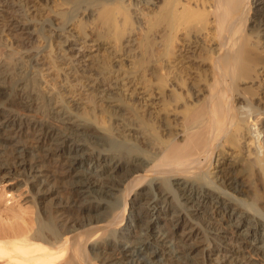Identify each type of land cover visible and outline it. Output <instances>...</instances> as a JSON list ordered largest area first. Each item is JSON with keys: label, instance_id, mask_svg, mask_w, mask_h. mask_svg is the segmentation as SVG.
I'll return each mask as SVG.
<instances>
[{"label": "bare ground", "instance_id": "1", "mask_svg": "<svg viewBox=\"0 0 264 264\" xmlns=\"http://www.w3.org/2000/svg\"><path fill=\"white\" fill-rule=\"evenodd\" d=\"M59 2L57 26L49 21L40 27L47 47L51 43L45 29L74 26L79 35L88 34L98 50L105 47L89 66L99 83L115 76L114 84L122 80L134 90L157 89L161 108L155 115L118 95V114L128 112L148 133L145 141L133 134L122 140L116 131L131 129H116L111 117L100 122L91 107L74 116L54 107L57 118L39 119L28 112L38 94L26 95L27 100L17 95L19 101H10L0 82V175L21 177L38 195L43 214V219L31 217L33 223L22 221L24 225L0 222V258L16 264H93L99 257L103 264H264V206L251 207L253 201L240 197L252 199L239 175L250 170L255 182L264 184V144L257 128L264 127V82L255 85V92L247 89L251 85L241 86L262 78L264 0ZM6 15L10 34L27 43L30 27ZM192 39L200 47L192 55L199 64L178 66L191 57L178 54L179 44ZM35 51L26 50L32 67L41 53ZM122 54L132 59L130 66L122 59L114 64L113 58ZM192 67L200 77L190 84L183 73ZM121 73L125 76L119 78ZM202 82L205 93L195 97L193 88ZM259 91L263 103L255 99ZM236 94L242 99L239 106ZM187 95L194 96L192 102L185 101ZM171 110L179 115L175 124L169 118ZM247 136L256 145L253 158L246 159L245 169L233 164L221 168L222 182H214V155L226 145L242 151ZM50 204L61 207L57 218ZM128 207L125 226L116 228ZM197 229L206 242L198 241ZM229 234L235 238L233 246L222 240ZM207 249L220 252L215 263L206 259ZM243 251L258 256L259 263L249 261Z\"/></svg>", "mask_w": 264, "mask_h": 264}, {"label": "rangeland", "instance_id": "2", "mask_svg": "<svg viewBox=\"0 0 264 264\" xmlns=\"http://www.w3.org/2000/svg\"><path fill=\"white\" fill-rule=\"evenodd\" d=\"M59 1L60 0H0V82L4 87H6L7 92L9 91L8 92L9 100L19 101V99L21 98L18 97L17 95H20L21 97H25L26 95L31 96L32 93H36V95L38 94L37 97L38 102L36 99L35 103L31 104L33 106L30 105L32 108L30 107V110L28 112H30L35 117L44 120L51 119L52 117L57 118L53 114L54 107L63 109V112L65 113L67 111V115L72 113L73 116L76 115L78 112L79 113L82 112L81 110L84 111L85 109H90L91 107V111L96 110L95 111L96 115L97 116L99 115L101 117V118L98 117L99 119H101L100 122L102 121V118L104 119L106 118L105 120H108L111 117L112 124L116 129L117 128H119V130H124V129L127 130V128L131 129V131L129 130L125 131L126 136H125V132L122 133L116 131L117 136H121L122 140L128 136L129 138H131L134 135L135 138L137 137L139 140L145 141V139L148 138V133H144L138 127L139 126L138 121L134 117L127 115L129 113L124 110H123L124 112L121 110L120 114H118L117 111L122 106L121 101L118 100V98L120 97L118 95H123L124 98L127 97L126 98L127 100L132 98L133 102L135 101L136 105L140 104L141 106H143L142 110L146 109L147 112L153 111L155 115H157L159 108H161L158 102L160 98L159 97L160 95H157L158 90L151 89L149 91H146L147 89H144L143 87H137V89L134 90L133 86L129 87L127 85H122L123 84L122 80L120 83H118L119 85L114 84L113 82L115 76L109 82L99 83L97 80L98 78H95L96 74H93V71L90 70L89 66L93 55H96L99 52L103 53L105 47H101L100 50H98V46L94 43V41L90 38L88 34L79 35L77 29H75L74 26L70 24L67 26L65 30H58V29L54 30L52 29V27L50 29L48 28L45 29V34L48 36L51 43V47H47L46 42L41 37L42 34L40 35L39 33L40 27L43 22H49V21H51L54 24L53 25L54 27L57 26L58 24L57 22H59L58 11L61 10V7H59V3H60ZM4 15L11 17L12 20L18 22L19 24H25L30 27V29L32 30L31 31L32 34L29 35L28 38H25V41L27 43L24 44L21 41L19 42L16 41V37L14 38V36L10 34L11 31L7 29V27L5 26L6 21L4 20ZM138 17H142V16L138 15ZM262 33L263 34L261 36L263 40L264 31H262ZM13 40L15 41L13 42ZM193 40L194 39H192V41L190 42L185 43V46H183L182 43L179 44L178 48L182 50H179L178 54L184 52L183 54L187 53L185 55L186 56L191 55V57L187 58L184 64L182 62L177 63L178 66L180 65L188 66L189 63L192 66L196 67V64L197 63L199 64V61L192 57L195 50L196 52L200 51L199 45L197 43H194ZM19 43L20 45H16ZM106 45L107 44H104V46ZM27 49H32V51L41 50V53L37 57L38 63L35 67L31 66L34 63H32V60L30 61V57L27 55L26 52ZM260 49L261 50L264 49V40L263 42L260 43ZM263 52L262 55L264 56ZM35 54L36 53H33V55ZM119 59H122L123 64L126 65L127 67L131 65L132 59L127 55L125 56V54H122L118 57L115 56L113 58V62L115 65H118L117 63L119 62ZM53 64L55 66H53ZM195 67H192L190 69L188 68V70L183 73L184 76L187 77L188 80H190V84H192L194 80L198 81L200 77L198 75L199 71ZM205 67L208 68V65H206ZM201 71H203V68L201 69ZM260 72H261L260 77H262L261 80L263 79L262 81L259 79L260 81L259 80L258 82L255 81L253 82L254 84L245 82L241 86L246 87L247 85L248 87L251 85L252 87L250 88L248 87L247 89L250 92L252 88H253L252 92L257 91L255 89V85L258 86L259 82L260 83L264 82V65L260 69ZM124 76L125 74L121 73L119 78H122ZM98 77H100V75ZM21 80L25 81L23 85L19 84V81ZM199 84H201L202 86ZM199 84L198 86H194L193 91L195 90L194 96L200 98L203 96L206 89L202 90L204 89L203 82ZM20 85L22 86V88L23 87L24 88L20 89L19 88ZM170 88L171 87H168L167 89L168 93L171 92L170 90L172 88L171 89ZM261 92H263L264 94V88L263 91L261 90ZM257 94L255 95L258 97L255 96V99H257L259 103L260 102L263 103L261 99V95L263 94L260 95V91ZM236 95L238 96V94ZM28 96L22 99L27 100ZM187 96L185 101L188 99L187 102L189 101L192 102L191 100H193L194 96L193 97L192 96L187 97ZM16 97L17 99H15ZM239 99H240L239 96L236 97V103L238 106L240 105V103H242L241 101L242 99L241 100ZM105 108L110 112L105 113L106 110ZM173 111L174 110H171L169 118H171V121H173L174 123L175 120L178 121L177 117L179 115H177L176 114L177 112L175 113V111L173 113ZM162 116H164L163 113L161 115L160 120H162ZM125 119H127L128 121ZM178 128L176 126L175 131L178 132L177 134H180L181 128L179 126ZM257 128L259 129V130L257 129L258 132L260 131L258 135L261 137L262 142L264 144V127H262V125L261 126L258 125ZM128 133L131 136L127 135ZM163 133H166V130H163ZM123 134L124 136H122ZM23 138L26 139L28 142L27 137H23ZM250 140L251 138L249 136L243 139L242 151L240 149L238 150L240 146L233 147L226 145V147L222 150V152H218L214 155L213 165L211 166V176L214 182H216L217 184H221L222 182L221 168L228 166V164H233V167L235 168L238 167L245 169V163H246L245 161H247L246 159H252L256 151L255 149L256 145L252 143V140L251 141ZM12 147L13 146H11L10 144L8 148L10 149ZM151 151L153 150L151 149ZM7 159L12 160V157L9 156L7 157ZM246 171L247 170H243L242 173H239V175L241 176V179L245 180L247 188H249V190L251 191L249 193V196H251L252 199L246 195H242L243 197L242 196L240 197L246 201H249V203L253 201L252 204L250 203L251 207H253L252 205L256 206L259 204H261V206L262 205L264 206V202H263L264 198L262 197V194L264 193L263 191L264 184L256 183L253 177V173L250 170H248L249 172ZM250 172L252 175L250 174V176L247 177L249 175L248 173ZM249 178H251L253 181ZM257 190L260 191L259 193L261 196H259ZM256 192L258 193V195H256L257 194ZM62 193H61L62 197L64 199L67 198V195L64 194V193L67 194V192H62ZM39 201L40 200L38 195L32 194L29 186L24 184L21 177L16 178V176L9 175L8 178H6L5 176L2 177V175H0V222L1 223L3 222L4 225L6 223L16 224L17 222L20 221L24 225L25 223H23L22 221L25 220L24 222H29V221L31 222L32 221L31 219L35 218L36 215H39L40 219L41 218L43 219V214L40 212L38 206L40 203ZM242 203H246V202L243 201ZM50 208L52 215L55 214L54 217L57 218L56 216L61 212L60 209L61 207H57L55 205L51 206L50 204ZM130 210L131 208L128 207L127 215L125 214L124 220L119 222L118 225L115 226L116 228H121L125 226V223L128 218V212ZM262 211L261 212L264 213V210ZM71 215L72 214H70V216ZM72 216H74V218L75 216L78 217L76 214H73ZM13 217L15 219L17 218L16 219L17 221ZM196 217H198V215ZM12 220L15 221L16 223L13 222ZM199 220L201 221V218ZM20 222L18 223V225H21ZM201 223L202 225L206 226L204 219L203 221H201ZM178 229H179L178 230L179 233L181 234L183 232L182 229L180 228ZM197 232L198 233L201 232L199 236L203 238L201 239L199 237L198 241L202 240L204 242L205 240L204 232L202 233L201 229H197ZM205 234L207 233L205 232ZM222 240L226 242L225 244H227L228 246L229 245L233 246L236 244L235 238L231 234L227 235V238L223 237ZM206 241L207 239L205 240V242ZM188 243H190V241ZM104 250H108V249L105 248ZM108 251L111 250L109 249ZM217 254H220L218 250L207 249L205 252V257L209 263H215V259L218 258L216 257ZM242 254L249 261H252L254 263H259L258 256L252 255L247 251H243ZM6 258L9 259L8 257H1L0 264H16L13 263V261L12 262L8 261ZM97 259L92 260L95 261L93 262V264H101V263L103 264L102 257L101 258L99 257Z\"/></svg>", "mask_w": 264, "mask_h": 264}]
</instances>
